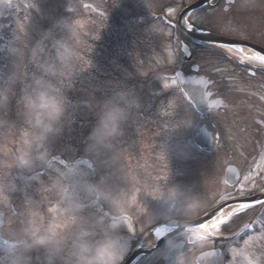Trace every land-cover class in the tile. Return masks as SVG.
<instances>
[{
	"label": "rangeland",
	"instance_id": "1",
	"mask_svg": "<svg viewBox=\"0 0 264 264\" xmlns=\"http://www.w3.org/2000/svg\"><path fill=\"white\" fill-rule=\"evenodd\" d=\"M194 1L0 0V91L8 92L10 96L6 107L0 108V177L4 182L9 180L6 183L16 185L15 191L7 192V203L0 201V214H5L4 226L0 228V249L11 248L17 243L21 238V229L29 219H34L45 229L71 234L76 209L73 205L59 203L57 195V182L71 166H77L84 179L94 183L103 180L109 189L124 194V212L135 220L134 225L129 220L120 230L122 240L128 245L126 257L137 241L144 239L157 226L156 223L160 225V217L170 211L164 201L157 199L161 194L176 190L174 212L177 215L183 212L186 203L198 200L193 219L208 212L223 195L224 188L221 187L228 159L226 161L223 154L207 159L191 145L190 139L199 118L181 95L175 78L177 70L182 69L188 74L189 69L186 68L178 39H175V30L164 26L162 21L151 30L158 33L154 39L157 40L155 57L148 55L147 49L144 50L142 58H146L147 64L142 72L135 70L137 75L143 76L141 83L144 90L137 96L142 107L133 111L124 125V135L114 142L112 150H103L98 155L86 152L88 137L96 124L100 106L115 93L98 92L94 84L79 90L76 85L68 86L67 81L78 79V74L71 72L64 81L68 110L61 131L51 136L39 149L49 154L51 166L36 162L31 170L15 167V158L23 147L21 132L26 127L23 104L20 102L22 85H13L12 79L13 73L17 76L21 73L19 52H30L45 32L53 29L56 21L65 18L75 26L77 56L74 61L81 63V43L86 44L88 38L96 34L99 23H103L102 26L107 23L106 28L111 25L116 32L114 37L123 41L132 32L136 33L140 18H147L146 15L134 17L136 14L162 13L173 23L182 10ZM200 12L190 18L196 26L203 25L232 36H241L246 32L264 35V0H237L228 12L223 7L203 15ZM55 35L60 38L67 33L57 28ZM45 44L50 45V41H45ZM23 63L27 74L35 70L27 58ZM128 76L132 75L129 73ZM188 120L192 124L184 127ZM177 127L180 128L176 130ZM233 146L237 149L236 144ZM32 155H37L35 146ZM61 157L66 160L67 166L60 163ZM33 176L39 179H31ZM55 204L57 208L54 209ZM80 215L92 219L103 214L89 207L84 208ZM217 229L211 231L214 233ZM209 233L201 232L199 235L203 237ZM9 234L16 238H9ZM259 240L264 242V237H259ZM254 244L255 238L248 242L247 249L238 247L232 252L234 261L223 264H243L244 261L246 264H259L257 260L264 259V256L258 255L261 251L258 248L254 258ZM206 246L201 244L189 251L185 249V252L193 256ZM28 255L30 264H47V254L43 249L33 250ZM6 260L7 257L0 252V264H5ZM56 264H60L59 258H56Z\"/></svg>",
	"mask_w": 264,
	"mask_h": 264
},
{
	"label": "clouds",
	"instance_id": "2",
	"mask_svg": "<svg viewBox=\"0 0 264 264\" xmlns=\"http://www.w3.org/2000/svg\"><path fill=\"white\" fill-rule=\"evenodd\" d=\"M57 28L65 31L67 36L58 38L55 35ZM74 40V24L61 18L55 22L53 29L45 32L42 40L30 52L18 53L21 73L19 76L13 73L12 79L13 85H22L20 102L23 104L26 125L21 132L23 147L15 158V167L18 169L31 170L36 162L51 166L49 154L39 149L51 136L60 133L67 114L68 97L64 81L71 75V64L77 56ZM45 41H50V45H46ZM25 58L35 69L30 74L26 73V65L23 63ZM9 100L8 92L0 91V108L6 107ZM141 107L133 89L121 90L105 100L88 137L86 152L98 155L103 150H112L114 142L124 135V125L133 111ZM191 124V120L185 121L184 127ZM33 146L37 149L35 157L32 155ZM83 175L77 166H71L61 174L57 182L59 203L73 205L76 209L71 234L45 229L34 219H29L21 229V238L17 243L11 248L0 249L7 257L5 264H30L28 254L36 249L45 251L47 264H56V258H59L60 264H124L128 245L122 240L120 230L129 220L124 212V194L109 189L103 180L94 183L84 179ZM31 179L39 177L33 176ZM15 190L14 183H5L0 177V201L7 203V192ZM176 196V190H170L157 197L170 209L160 217L161 224L179 233L178 238L167 240L163 256L168 264H196V260L186 254L185 249L189 251L199 247L202 241L199 235L202 226L193 223L198 200L186 203L183 212L177 215L174 212ZM85 207H94L103 215L92 219L84 217L80 213ZM9 238L16 237L9 234Z\"/></svg>",
	"mask_w": 264,
	"mask_h": 264
},
{
	"label": "flooded vegetation",
	"instance_id": "3",
	"mask_svg": "<svg viewBox=\"0 0 264 264\" xmlns=\"http://www.w3.org/2000/svg\"><path fill=\"white\" fill-rule=\"evenodd\" d=\"M220 5L225 6L226 0H220L216 7ZM236 38L264 48L262 33L246 32ZM194 45L198 46L200 71L207 76L211 73L208 76L212 82L211 89L215 97L223 98L226 103L223 110L209 113L210 127L215 132L217 146L213 154L205 155L207 159H214L223 154L226 161L228 159L224 169V185L221 187L224 188V194H229L231 198L258 194L264 191V67L258 60L239 57L230 51H222L197 42ZM214 64L217 66L212 67ZM196 115L199 116L197 113ZM234 144L238 150L234 149ZM230 166L237 167L239 172V180L234 186L227 182L226 171ZM210 168L212 169V166ZM263 209L264 205L257 206L251 213L252 216L248 214L242 218L243 223L227 224L223 227L226 228L225 231L205 239L207 246L192 257L196 260L202 252L220 249L218 264L232 261L234 249L248 242V239L244 240L246 231L239 234L243 227H254L257 238L261 237L264 231V219L261 218ZM165 246L142 258L139 263L166 264L167 260L163 256ZM260 247L261 243L257 249ZM257 254L258 252L256 256H264L263 251ZM257 261L264 264V259Z\"/></svg>",
	"mask_w": 264,
	"mask_h": 264
},
{
	"label": "trees",
	"instance_id": "4",
	"mask_svg": "<svg viewBox=\"0 0 264 264\" xmlns=\"http://www.w3.org/2000/svg\"><path fill=\"white\" fill-rule=\"evenodd\" d=\"M107 25L106 23L105 26ZM105 26L100 24L97 28L96 25V34L90 36L86 44L81 43V63L73 60L71 64L74 69L71 72L78 74V81L71 80L66 84L76 85L77 90L94 84L98 92L108 91L110 95L121 90L133 89L135 94L140 96L144 89L142 78L135 73L137 66L134 63L143 50L139 44L140 38L137 35H128L126 40L116 39L115 29L111 25L109 28ZM119 68L121 70H118ZM129 73L132 76L129 77ZM6 182L9 180H5Z\"/></svg>",
	"mask_w": 264,
	"mask_h": 264
},
{
	"label": "water",
	"instance_id": "5",
	"mask_svg": "<svg viewBox=\"0 0 264 264\" xmlns=\"http://www.w3.org/2000/svg\"><path fill=\"white\" fill-rule=\"evenodd\" d=\"M213 0H199L198 2L192 4L190 7H188L179 17V26L192 38L204 41V42H212L216 44H226V45H242V46H249L250 48H253L255 51L259 52L260 54L264 55V49H261L257 46H254L250 43L239 41V40H232V39H227L223 38L217 35H213L210 33H206L203 31H200L193 26H191L187 22V17L199 10L200 8L204 7L205 5H208L212 2ZM234 1V0H229ZM183 51L185 52V58L187 60L192 59V52L189 50L188 47H184ZM179 82L181 84V87L187 97L194 103L196 106L197 110L203 115V119L201 124L199 125L198 128V134L196 136L197 143L202 147L206 148L211 145L209 142L210 136L207 132V121L206 115L209 110H217L221 106H223L222 100H213L212 96L213 93L210 92L208 89L209 83H207V79L205 77H193V76H185L183 72H178L177 73ZM193 95L197 96V100L193 99ZM199 101V102H198ZM264 200V194H260L248 199H242V200H235L231 201L229 203H226L217 209L207 213L203 217L193 221L194 224L198 226H203L209 222H212L213 220L217 219L221 214H223L229 207L231 206H243L246 204H254L258 203ZM2 216L0 217V226H2L1 223ZM167 227V226H166ZM179 233L178 231L173 232L171 235L168 237L164 238L159 242V246L166 243L167 240L178 236ZM151 251L147 246L141 245L139 246L132 254V256L129 258V260L125 264H134L135 261H137L140 257L148 254ZM219 253V252H218ZM210 254L207 253L204 255H201L198 259L199 264H210ZM212 255V254H211ZM218 255L215 257L214 262L217 260Z\"/></svg>",
	"mask_w": 264,
	"mask_h": 264
},
{
	"label": "bare ground",
	"instance_id": "6",
	"mask_svg": "<svg viewBox=\"0 0 264 264\" xmlns=\"http://www.w3.org/2000/svg\"><path fill=\"white\" fill-rule=\"evenodd\" d=\"M242 208L240 207H235L232 208L230 210H227L226 212H224V214H222L219 218H217L215 221L205 225L202 228V232H210L211 229H213L218 223H221V221H225L226 219H228L233 213H235L236 211H240ZM154 240V235H152L148 242H151Z\"/></svg>",
	"mask_w": 264,
	"mask_h": 264
},
{
	"label": "snow or ice",
	"instance_id": "7",
	"mask_svg": "<svg viewBox=\"0 0 264 264\" xmlns=\"http://www.w3.org/2000/svg\"><path fill=\"white\" fill-rule=\"evenodd\" d=\"M249 59L251 60H258L260 65L262 67H264V56H252V57H249ZM244 61L242 60L241 63H243ZM253 75H255V73H253ZM193 99L194 100H197V96L196 95H193ZM199 102V101H198ZM221 223H224V221H221ZM205 226V225H203Z\"/></svg>",
	"mask_w": 264,
	"mask_h": 264
}]
</instances>
